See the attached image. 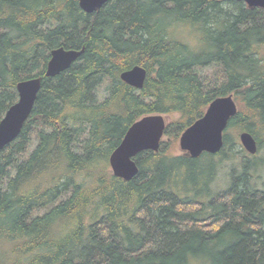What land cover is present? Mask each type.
I'll use <instances>...</instances> for the list:
<instances>
[{"label":"trees","instance_id":"1","mask_svg":"<svg viewBox=\"0 0 264 264\" xmlns=\"http://www.w3.org/2000/svg\"><path fill=\"white\" fill-rule=\"evenodd\" d=\"M189 30L195 43L184 36ZM83 54L46 77L51 51ZM141 65L143 89L121 79ZM216 67L212 74L199 69ZM43 76L19 136L0 151V264H264V8L241 0H0V120L20 81ZM104 87L106 95L98 97ZM233 94L227 128L249 131L255 155L174 154L182 132ZM175 115L159 151L116 177L109 157L141 117ZM234 160L225 190L213 188ZM237 161V162H236Z\"/></svg>","mask_w":264,"mask_h":264},{"label":"water","instance_id":"2","mask_svg":"<svg viewBox=\"0 0 264 264\" xmlns=\"http://www.w3.org/2000/svg\"><path fill=\"white\" fill-rule=\"evenodd\" d=\"M110 0H79L87 13L98 11ZM250 8H264V0H241ZM82 49L56 47L51 51L45 76L55 77L68 69L83 54ZM148 70L135 65L121 73V79L138 90L143 89ZM43 76L22 80L17 85L18 100L12 104L0 120V151L14 141L22 131L35 106L42 88ZM238 113L233 94L215 98L202 117L185 129L180 136V148L188 156L198 158L203 153L216 154L224 146V134L232 117ZM168 115L148 114L135 121L127 130L121 143L109 157L111 170L116 177L126 181L134 178L139 167L135 157L146 150L159 151L168 124ZM244 149L251 155L259 150L258 141L249 131L239 135Z\"/></svg>","mask_w":264,"mask_h":264},{"label":"rangeland","instance_id":"3","mask_svg":"<svg viewBox=\"0 0 264 264\" xmlns=\"http://www.w3.org/2000/svg\"><path fill=\"white\" fill-rule=\"evenodd\" d=\"M182 32H185L184 36H186V35L189 36L190 35L189 37H187V39L190 40L192 43H195L193 37L190 34L192 32H190L187 29H183L180 33H182ZM215 68L216 67H207V68L199 69V71L202 74L208 75V74H212L215 71ZM97 94H98V97L100 99L103 98L106 95V90L104 89V87H102ZM176 117H178L177 114L172 115V116L168 115V121H170L172 118H176ZM226 131L231 135L232 138H234V140H236L237 146H235L234 153L238 154L237 155L238 157H241V155H239V154L242 153L241 149H242L243 146H242V144L240 142L239 135H240V133L242 131H240V130H238L236 128H232V127L231 128H227ZM256 134H257V136H256L257 139L264 137L263 131L261 129L257 130ZM163 140L167 141V140H169V137L164 136ZM179 143H180V138H179L178 141H176L174 143V146H172L173 147L172 152L174 154L184 153L181 150ZM244 151L246 152V155H251L246 150H244ZM257 156L259 158H264V141H263V146L261 147V149L258 152ZM234 161H235V159L234 160H230L229 159V160H223L221 162L219 173L217 175V178H216L215 182L213 183V188L216 191L225 190L229 186L231 170L234 167V165L237 164ZM256 175H257L256 176L257 181L255 183L259 187H264V166L260 167V169H259V171H258V173Z\"/></svg>","mask_w":264,"mask_h":264},{"label":"bare ground","instance_id":"4","mask_svg":"<svg viewBox=\"0 0 264 264\" xmlns=\"http://www.w3.org/2000/svg\"><path fill=\"white\" fill-rule=\"evenodd\" d=\"M121 76V75H120Z\"/></svg>","mask_w":264,"mask_h":264}]
</instances>
